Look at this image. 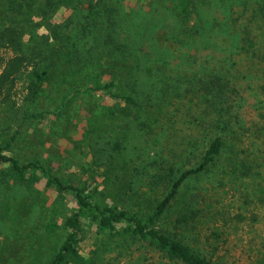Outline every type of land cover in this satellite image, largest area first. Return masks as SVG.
<instances>
[{
	"label": "rangeland",
	"instance_id": "obj_1",
	"mask_svg": "<svg viewBox=\"0 0 264 264\" xmlns=\"http://www.w3.org/2000/svg\"><path fill=\"white\" fill-rule=\"evenodd\" d=\"M13 1L17 0H0V18L3 15L16 26ZM129 1L133 4L136 0ZM211 1L199 9L205 30L200 34L204 42L198 41L209 44V47L199 49L194 45L189 52L197 55L194 71L201 63L206 67L219 68L220 58L233 54L234 70L241 87L236 108L226 116L236 125L241 123L243 128L236 126L230 132L228 127L221 132L227 135L229 144L222 161L230 166L228 157L256 158L264 153V97L260 93V85L264 81V0ZM38 6L34 5V10L31 8L32 11L28 12H33V15L27 17L30 22L27 21L24 28L26 33L38 28V36L31 37L30 42L24 40L27 52L33 50V43L41 40L39 37L50 33L46 22L36 16L40 12ZM52 8L47 9L53 22H61L74 12L71 6ZM24 10L27 11L26 8ZM18 16V19L24 17L22 12ZM4 23L8 24L7 21ZM167 24L164 22L162 26ZM76 27L73 22L66 32L77 35ZM245 35L258 43L257 56L244 54L234 46V41ZM120 36L124 37L122 33ZM27 44L30 46L26 47ZM52 50L58 52L55 46ZM236 50L238 53H234ZM16 52L20 53V50L0 43V78L7 60ZM33 68L32 63L25 65L0 84V141L1 138L10 140L16 136L11 149L6 152L18 156L21 161L36 157L49 160L58 175L75 184L87 183L91 188L97 187V197L101 200L146 214L166 196L169 189L161 173L163 168L173 165L184 170L194 167L199 160L202 144L195 145L190 138L202 137V125L197 124L195 116L211 115L213 110L206 103L212 94L198 100L194 98V104L189 102L188 96L183 97L180 104L176 103V108L184 110L174 121H170V115L165 113L156 117L152 113L148 117L142 105L122 108L106 94H82L73 100L67 113L59 115L51 111L45 118L27 120L19 126ZM46 89L37 105L40 111L48 108L51 95L55 93L52 86ZM52 108L57 109L55 104ZM144 122L150 125L145 126ZM19 129L21 132L17 133ZM256 153L258 155L253 156ZM226 164L191 179L183 187V191L188 192L187 197L192 193L197 195L194 204L201 211L198 223L190 227L194 229L188 234L190 242L208 256L226 264H255L257 256L264 255V200L253 195L254 188L258 191L262 181L260 177L254 181L237 179L228 173ZM261 164V161L254 163V170H263L264 165ZM1 181L2 178L0 264L45 263L65 238L63 230L53 231L48 224L58 218L61 222V211L67 212V209L58 204L56 193L46 188L43 181L35 184L34 192L12 179ZM66 200L70 207L75 203L72 196H67ZM179 208V205H174L171 217L166 221L171 227ZM218 227V235L213 234L212 231ZM94 248L100 256L97 264H173L142 243L126 242L122 237L112 239L90 230L81 244V251L87 254Z\"/></svg>",
	"mask_w": 264,
	"mask_h": 264
},
{
	"label": "trees",
	"instance_id": "obj_2",
	"mask_svg": "<svg viewBox=\"0 0 264 264\" xmlns=\"http://www.w3.org/2000/svg\"><path fill=\"white\" fill-rule=\"evenodd\" d=\"M209 1L212 2L136 0L131 4L129 0H17L12 2L16 26L1 15L0 43L20 50V53L16 52L14 57L7 60L0 84L23 66L32 63L34 67L19 126L27 120L45 118L51 111L59 115L67 113L73 100L82 94H106L115 100V105L122 108L142 105L148 117L152 113L155 117L165 113L170 115V121H174L184 110L176 108V103L180 104L183 97L188 96L189 102L194 104V98L198 100L208 97V94L213 95L206 103L213 110L211 115L202 118L200 115L195 116L197 124L202 125V137L190 138L195 145L202 144L199 160L194 167L184 170L176 169L173 165L163 168L161 173L169 189L166 196L146 214L101 200L97 197V187L91 188L87 183L75 184L58 175L49 160L36 157L21 161L18 156L6 152L11 149L16 136L10 140L1 138V182L12 179L34 192L35 184L43 181L46 188L56 193L58 204L67 209L66 212L56 208L61 211V222L58 218L48 224L53 231L63 230L64 240L48 261L39 264H97L100 256L95 248L87 254L81 251V244L90 230L108 238L122 237L126 242L142 243L159 252L169 263L226 264L208 256L190 242L188 234L194 230L190 227L198 223L201 211L194 204L197 195L192 193L187 197L188 192L183 191L191 179L202 177L218 165L222 167L226 164L222 160L229 144L227 135L221 132L228 130V127L230 132L236 126L243 128L241 123L236 125L226 116L227 112L236 108L241 87L239 76L234 70L233 54L220 58L219 68L206 67L204 63L196 71L193 68L197 55L189 52L191 46L196 45L199 49L209 47L207 43H199L200 34L205 30L199 9L202 4H210ZM36 4L40 9L36 16L46 22L50 33L39 37L41 40L33 43V50L27 52L23 46L26 45L24 40L30 42L31 37L37 35L38 28L32 33L29 30L26 33L24 28L27 21L30 22L27 17L33 15V12H28L34 10ZM61 6H71L74 12L61 22H53L47 8ZM21 12L24 17L18 19ZM73 22L77 25V35L66 32ZM164 22L169 24L162 26ZM245 31L248 32V29ZM121 33L124 37L120 36ZM247 35L234 41V46L244 54L257 56L258 43ZM29 46L27 44L26 47ZM53 46L58 52L52 50ZM238 50L234 53H238ZM49 86H52L55 93L51 95L48 108L40 111L37 105ZM260 93L264 97V81L260 85ZM53 104L56 110L52 108ZM172 106V110L169 109ZM144 125L150 124L144 122ZM20 132L21 129L17 131ZM192 141L190 144H193ZM228 159V173L231 172L237 179L250 178L254 181L260 177L262 183L259 182L258 191L254 188L253 195L264 200V169L254 170V163L261 161L260 166L264 165V153L256 158L248 156ZM67 196L75 199L71 207L65 202ZM251 201L255 202L253 199ZM176 204L180 208L171 227L166 221L171 217ZM24 206L27 208L26 204ZM218 231L219 227L212 233L218 235ZM257 258L255 264H264V255L259 254Z\"/></svg>",
	"mask_w": 264,
	"mask_h": 264
}]
</instances>
